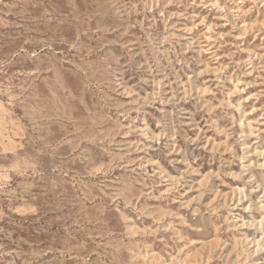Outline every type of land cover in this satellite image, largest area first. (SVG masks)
<instances>
[{
	"label": "rangeland",
	"instance_id": "1",
	"mask_svg": "<svg viewBox=\"0 0 264 264\" xmlns=\"http://www.w3.org/2000/svg\"><path fill=\"white\" fill-rule=\"evenodd\" d=\"M0 264H264V0H0Z\"/></svg>",
	"mask_w": 264,
	"mask_h": 264
}]
</instances>
